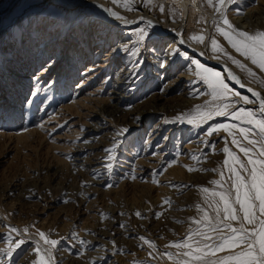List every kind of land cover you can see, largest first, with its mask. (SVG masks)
<instances>
[{"label":"rangeland","instance_id":"obj_1","mask_svg":"<svg viewBox=\"0 0 264 264\" xmlns=\"http://www.w3.org/2000/svg\"><path fill=\"white\" fill-rule=\"evenodd\" d=\"M129 1L132 10L137 2L145 4V0ZM161 1L145 5L159 13ZM54 3L0 0V260L4 264L37 260L34 248L39 245L44 255L49 247H44L40 232L60 241L53 252L56 264H175L188 259L182 255L187 249L169 245L183 242L197 229L210 231L193 221L204 214L197 206L215 216L205 202L207 194L200 189L217 190L211 181L220 180V172L224 188L231 183L230 165H224L229 158L223 149L228 147L245 160L226 132L209 137L207 131L217 124L240 122L226 116H213L206 122L197 119L198 109L214 110L224 101L213 99L208 85L194 75L195 65L183 55H163L172 50L169 37L152 27L131 29L122 20L108 21L96 5L81 7L78 0ZM110 5L125 20H138L132 10ZM255 5V0H235L234 14L242 16ZM173 15L178 18L179 12ZM204 19L192 16L189 39L204 36L200 29ZM140 29L146 30L147 37L139 45V57L119 50L115 57L121 61L117 57L113 61L112 49L120 39L128 42L121 48L132 49ZM214 39L228 55L255 72L256 79L228 55L211 48V56L240 69L249 85L264 92L259 83L264 72L249 65L251 61H245L218 33ZM31 44L32 54L25 49ZM173 49L194 59L179 45ZM160 59H167L170 67L160 69ZM45 65L48 71L41 72ZM130 65L137 84L119 92L114 89L117 71ZM179 97L189 103L180 102ZM153 98L156 108L165 111L151 107ZM102 100L116 105V113L98 114ZM232 100L236 108L230 111L241 108L238 98ZM125 128L126 133L117 135ZM10 228L18 233H10ZM9 236L26 241L11 258L3 251ZM225 255L228 252L208 259Z\"/></svg>","mask_w":264,"mask_h":264},{"label":"snow or ice","instance_id":"obj_2","mask_svg":"<svg viewBox=\"0 0 264 264\" xmlns=\"http://www.w3.org/2000/svg\"><path fill=\"white\" fill-rule=\"evenodd\" d=\"M112 2L116 4L118 0H112ZM149 2L150 0H145L146 5ZM207 3L214 8V11L220 17L216 22V32L227 41L228 45L236 53H239L245 60H250L261 72H264V31L250 34L230 23L224 8L228 3H235V0H216L215 3H213V0H207ZM123 6L127 10H132L127 0ZM105 11L115 19L128 23L117 12L111 9H105ZM160 11L163 13V6H161ZM137 37L136 46L132 49L124 47L122 50L131 56L139 57L141 51L139 45L147 37L146 30L140 29ZM190 39L202 44L205 37L199 35L192 36ZM181 43H184V41L181 40ZM211 48L214 53L228 55L216 39H211ZM163 55L165 57L183 55L184 59L195 65L194 75L208 85L213 99L224 101V103L216 105L214 110L201 111L198 109L197 119L206 122L212 119L213 116H226L232 120L239 121V124H217L212 126L207 131V136L211 137L213 133H219L223 130L232 137V144L239 148V151L245 157V160H242L236 153L230 151L228 147L223 149V152L229 158L224 160V165H230L228 167V172L230 173L228 180L231 183L225 189L224 173L220 172L221 179L211 181V184L215 185L217 190L200 189L201 192L207 194L205 202L209 203V207L213 208L215 216H210L207 211L197 206V210L204 214L201 220H194L193 223L202 225V228H208L210 231L197 229L194 234H190L183 242L169 245L178 249H187L182 255L188 259L178 260L175 264H264V96L251 87L247 89L252 97H255L259 116L257 113L244 108L230 111V109L235 108L233 97L238 98L239 101L246 105L253 104L254 101L249 99L248 96H241L238 92H233L220 73L205 67L199 61L191 59L186 54L180 53L179 49L165 51ZM228 59L242 70L247 71L248 76L252 77L253 80L256 79V73L251 71V69H246L245 65L240 63V61L233 59L230 55H228ZM136 63L140 64L141 61L137 59ZM158 67L167 69L170 64L167 59H160ZM40 71L47 72L48 66H42ZM227 78L244 87L232 72H228ZM35 79L39 80V76L37 75ZM259 83L264 87V80L259 81ZM178 119L181 118L178 117ZM189 122L192 123L193 121ZM242 124L247 125V127H242ZM127 131L128 129L126 128L122 129L121 133H117V135ZM242 141L247 143L245 144ZM105 151L111 153L114 149H105ZM108 159L112 160L113 157L109 155ZM107 168L109 172L112 171L110 163ZM193 170L191 168L188 169L190 172ZM153 183L157 182L154 180ZM165 203L170 204V201H165ZM135 215L138 218L141 217L140 212H136ZM157 218H159V214ZM232 222H237L240 226L234 227ZM9 231L10 233H18L15 228H10ZM27 231V229H24L25 233ZM212 233H215V235H212ZM195 236H199L200 239L196 240ZM39 237L44 242V245L49 247L44 249V255H41V247L37 245L33 251L38 259L32 261L31 264H55L53 252L58 248L60 241L50 239L44 232H40ZM140 239L150 248H155L153 242L146 240L142 236ZM25 242L24 239L14 240L9 236L6 240L8 247L3 251L11 258L13 253ZM80 243L83 245L85 242L80 241ZM221 252H228V255L218 257L216 260L208 259V257L217 256ZM169 257L171 258V254H169ZM0 264H4V261L0 260ZM9 264H11L10 260Z\"/></svg>","mask_w":264,"mask_h":264},{"label":"bare ground","instance_id":"obj_3","mask_svg":"<svg viewBox=\"0 0 264 264\" xmlns=\"http://www.w3.org/2000/svg\"><path fill=\"white\" fill-rule=\"evenodd\" d=\"M58 1H64V0H58ZM78 1L81 3V5H80L81 7H87L88 5L93 7V5L94 6L96 5V7H98L104 13L106 20L107 19H109L108 21H110V20L114 21L115 20L114 17H112L108 12L105 11V9H111L110 4L113 3L112 0H94V1L78 0ZM65 2L68 5L74 4L73 2H67V1H65ZM125 2H126V0H121L120 4L118 2L116 4H114V3L113 4L115 6L122 5V7H123ZM129 2L130 1L127 0V3H129ZM51 3L55 4L54 0H51ZM160 3H161L160 7L163 6V9H164L163 13L161 11H159V13H155V11L150 9V7L146 6L145 4L140 3V2L135 3L134 10H132L131 13L135 14V16L138 17L139 21L138 20H136L134 22L128 21V23H125V25L131 24V29L137 27L138 25H141V27L145 28V29L152 27L156 31H159L161 33V36L169 37L168 47L170 49H173V46H175V45H179L182 50H184L187 54L189 53L194 58L193 60H197L202 65H204L205 67L210 68L217 73H220V75L225 79V82L228 84L229 88L234 90V92H238L241 96H248L249 99L254 101L253 104H247L246 105V104H243L241 101L238 100V102H240L239 107L245 108V109L248 108V110L250 109V111H253V112L259 114L258 106L255 103V97H252L251 93L247 89L249 87H251L252 89H254L256 91H259L261 93V95L264 96L263 90L256 89L254 86L249 85L245 81L242 71L240 69H238L237 67H235L229 63H226L220 59L213 58L211 56V51H210L211 50V39H214V35L217 33L216 32V22L220 19L219 15L217 13H214V8L210 7L206 0H162ZM255 3H256V5L254 6V8L250 9L246 14H244L242 16H236L234 14L235 3L226 4L224 10L226 12V15H227L230 23L232 25H234L236 28L243 30V31H246V32H249L250 34L251 33L255 34V33L259 32L261 29H263L264 28V0H255ZM130 5H131V3H130ZM72 7H74V5ZM75 7H77V6L75 5ZM204 7H206L205 10H204ZM246 10H247V8H246ZM175 12H179L178 18L173 15V14H175ZM194 15H197L200 17H202V16L206 17V19H204V21H205L204 22V28L203 29L200 28L201 30L204 31L205 40H204L203 45L195 44L194 41H192L191 39L188 38L189 37L188 31H189L190 25H191L190 21H191L192 16H194ZM132 25H134V26H132ZM172 25L175 26L174 29H171ZM99 34H101V33H99ZM124 34H126V33H124ZM181 40H183L184 43H181ZM123 41H125V40L120 39L119 43H118V40L116 41V43H118L117 48L112 49V53H113L112 60L114 59L113 61H116L117 56L115 57V53H117L119 50L123 49V48H121L120 45L128 44V42L125 41V43H124ZM121 43H123V44H121ZM129 43H131V42L129 41ZM25 49H27V50L29 49L31 52L30 54H32L34 47L31 44L30 47L27 46V48H25ZM201 53H203V54H201ZM117 59H118L117 60L118 62L121 61L120 58L117 57ZM245 61H250V60H245ZM248 64L252 66L251 62H248ZM246 67L249 68L248 65ZM132 71H133V69H132L131 65L127 66L126 68H121L117 71L116 84H115V88H114L115 90L120 92V90L122 88V92H126V90L128 92L137 84V83H135L137 78L132 76L134 73L136 74V72L132 73ZM229 71L232 72V74L235 75L240 80L241 84H243L244 87H241L240 84H236L232 80L227 78ZM120 98H121V96H120ZM179 98H181L180 102L189 103V101L184 99L183 97H179ZM233 98H235V97H233ZM102 101L101 102L104 104L99 109L98 114H101L104 112L111 114L117 110L116 105H110L109 103H107V100H102ZM129 101H130V99H129ZM156 101H157V99H155V98L152 99V102H155V103L151 107H154L155 110H161V111L164 110L165 111L164 108H161V109L156 108ZM146 140H147V138H146ZM150 143H152V142H150ZM190 147H188V148H190ZM146 149H147V147H146ZM155 152H156V150H155ZM44 247H45V245H44ZM46 248L47 247H45V249ZM53 256H54V254H53ZM55 264H56V261H55Z\"/></svg>","mask_w":264,"mask_h":264}]
</instances>
